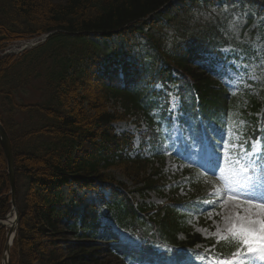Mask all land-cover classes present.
Instances as JSON below:
<instances>
[{
  "label": "trees",
  "instance_id": "trees-1",
  "mask_svg": "<svg viewBox=\"0 0 264 264\" xmlns=\"http://www.w3.org/2000/svg\"><path fill=\"white\" fill-rule=\"evenodd\" d=\"M171 1L0 0V51L8 42L54 33L18 58L0 57V122L11 140L19 212L11 264H123L107 258L96 246L85 245L96 239L97 228H92L96 221L90 214L78 217L76 210L84 202L74 186L95 188L107 183L114 203L107 206L111 221L125 229H141L145 241L150 238L148 233H154L160 244L178 250H189L201 242L181 216L176 192L162 218L157 219L158 214L145 217L142 205L134 207L133 200L119 192L122 188L125 193V185L106 173L120 171L140 196L146 191L163 192L166 184L162 177L154 179L159 169L150 168L148 159L122 156L131 147V137L116 136L111 127L130 117L143 116L149 121L148 112L158 106V96L146 89L128 93L107 86L101 79L106 68L122 61L129 67L143 62L155 73L158 65L170 62L183 77L181 94L195 90L201 111L210 121L218 123V117L222 120L224 116L219 111L226 107L225 93L188 67L186 57H196L199 51L178 46L194 38L208 49L229 44L222 22L220 18L210 23L193 19L196 12H187L186 7L196 0ZM196 7L208 17L215 15L200 4ZM168 71L166 80H170ZM30 89L40 94L37 102L20 100L21 93ZM258 90L257 96L237 100L251 123L256 122L258 112L264 121V86ZM194 107L192 100L182 105L186 114H194ZM243 109L250 110L249 114ZM8 193L0 147V218L10 209ZM66 217L70 224L63 223ZM78 221L84 228L81 231ZM178 233L184 234V240L177 239ZM3 244L0 230V256ZM217 247L228 248L226 244Z\"/></svg>",
  "mask_w": 264,
  "mask_h": 264
},
{
  "label": "rangeland",
  "instance_id": "rangeland-1",
  "mask_svg": "<svg viewBox=\"0 0 264 264\" xmlns=\"http://www.w3.org/2000/svg\"><path fill=\"white\" fill-rule=\"evenodd\" d=\"M217 69H220V66H217ZM226 69V67H225ZM234 70L236 71V74L234 75V73L231 70H227L226 69V73L224 74V82H226V84L232 88L234 87L236 84H238V86L240 84H243V81L241 80L242 78V74H240V70L241 67L238 66V64H236L234 66ZM230 79H233L234 81L231 82ZM38 84V83H36ZM34 89H30L26 94L21 93L20 95V100H23L25 102H29V103H33L35 101L38 100V97L40 98V94L37 91H33ZM177 111H178V99L174 98V97H170V99L168 100V109H167V116L169 114H173V117L171 119V129L169 131L170 134V139L168 140V142L170 144H173V147H175L176 150H178V146L177 143L178 141L181 140V136L183 135V138L186 140V137H184V133H183V128L181 127V125L177 124V119H176V115H177ZM142 125V123L140 124ZM117 130L118 131H126L129 130L131 132H134L136 129L134 127L133 124H118L117 125ZM252 142L251 146H252V151L251 152H244L241 156L236 157L234 154H230L227 156H230V166H224V168H222L218 175L219 178L216 176V186L222 189H225V183L224 180L221 177V172H223V174L225 176H228L229 178H231L234 181L240 182L242 185L247 186L250 184H258V182H251L250 181V176L247 175V169L250 166L249 160L251 158L252 155H255L256 153H254V150H257L256 144ZM139 144V141L136 138L135 144H134V148L135 150L137 149V146ZM164 148V145H163ZM233 148H236L235 145L233 146ZM192 150H199V152H201V150H203V147H199L196 148L194 146H192ZM241 152L244 151L243 147H240ZM175 151L170 149V150H166L165 153V166L163 169V173L164 175L167 177V179L170 182H177L176 178L179 176V167L176 164V161L172 160L174 159V157L171 155L173 154ZM205 158L207 159L209 156H211V154H209L208 150L206 149V154H205ZM223 157H225L223 155ZM196 157L193 155V153H189L188 156H186L185 160L187 161L188 166L192 165L193 163L196 162ZM232 166H235L234 168H232ZM246 166V167H245ZM116 177L119 180H122L121 176H119L118 174H116ZM182 195L185 194L186 191H180ZM137 199V201L141 202L142 199L138 198L137 196L135 197ZM166 201V199L164 197H159L157 195L154 194H150L147 199L144 200V202L146 204H151L152 202L154 204H162ZM246 205L241 204V202L239 200H228L227 196L224 197L223 200V204H220L219 210H214L211 212H208L205 216V223L203 222L202 224L198 225V224H194L195 226L193 227V229L200 233L204 238H210V237H214L216 238V240H221L225 237V235L227 234H231L227 231V229L232 225V224H236V223H244L243 220V216L244 215H251V213H245L243 211L244 208H246ZM256 212H259V210H255ZM209 213H212L211 216H209ZM239 213V215H237ZM257 219H259V217H256ZM257 229H259V224L256 225ZM247 248H246V252H247ZM259 252V250L257 251ZM257 252H253L257 253ZM249 253V252H248ZM264 257V255L262 256Z\"/></svg>",
  "mask_w": 264,
  "mask_h": 264
},
{
  "label": "snow or ice",
  "instance_id": "snow-or-ice-1",
  "mask_svg": "<svg viewBox=\"0 0 264 264\" xmlns=\"http://www.w3.org/2000/svg\"><path fill=\"white\" fill-rule=\"evenodd\" d=\"M201 59L206 57V53L201 51L199 53ZM207 164L209 168H205V171H209L212 165V159L209 156L207 158ZM246 167V166H245ZM215 175V172L212 173ZM221 177L225 183L224 192L219 191L212 193V196H219L220 204H223L224 197L227 196L228 200H239L241 204L247 207L243 209L245 213H251V215H244V223L232 224L227 231L232 236L238 237L241 242L246 246L249 253L259 252L264 255V182L260 184H250L247 186L242 185L240 182L234 181L228 176H225L221 172ZM205 203L211 204L213 209L217 206V200L205 201ZM259 210L256 212L255 210ZM212 213H209L211 216ZM239 215V213L237 214ZM259 217L257 219L256 217ZM259 224V229L256 225ZM159 264H188L189 257L187 253L176 250L171 256L166 258L158 257ZM240 261H244L245 264H259V258L253 256L240 255ZM149 264H154L151 258H149ZM219 264H232V262L222 260ZM239 264V262H236Z\"/></svg>",
  "mask_w": 264,
  "mask_h": 264
},
{
  "label": "water",
  "instance_id": "water-1",
  "mask_svg": "<svg viewBox=\"0 0 264 264\" xmlns=\"http://www.w3.org/2000/svg\"><path fill=\"white\" fill-rule=\"evenodd\" d=\"M0 144L2 146V149L4 151L6 160H7V170H8V177H9V183L11 187V195H12V201L14 205V200H15V186H14V166H13V157H12V151H11V146L9 139L5 133V130L3 127L0 125ZM17 216V215H16ZM17 221L14 224V228L10 230L8 233V236L6 238V244L4 245V252L2 256V262H5V264H9V245L7 244L9 240V235L12 231L15 230Z\"/></svg>",
  "mask_w": 264,
  "mask_h": 264
},
{
  "label": "bare ground",
  "instance_id": "bare-ground-1",
  "mask_svg": "<svg viewBox=\"0 0 264 264\" xmlns=\"http://www.w3.org/2000/svg\"><path fill=\"white\" fill-rule=\"evenodd\" d=\"M11 222H12L11 220L10 221H7V223H6L7 227H9L11 225Z\"/></svg>",
  "mask_w": 264,
  "mask_h": 264
}]
</instances>
